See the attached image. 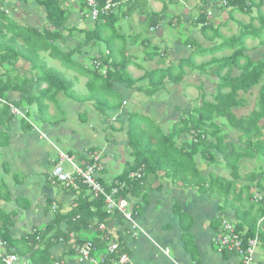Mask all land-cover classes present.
<instances>
[{
  "label": "crops",
  "instance_id": "crops-1",
  "mask_svg": "<svg viewBox=\"0 0 264 264\" xmlns=\"http://www.w3.org/2000/svg\"><path fill=\"white\" fill-rule=\"evenodd\" d=\"M57 1H61L62 8L68 10L59 44L63 52H69L82 44L85 31L94 29L96 22L87 16L88 10L82 0ZM251 3L250 10H241L223 7L221 0H123L110 15L109 21L113 26L110 25L104 32L109 42L97 43L93 40L83 44L80 52L74 56V60L83 67L88 66L92 58L104 53L111 56L110 62L127 65L128 74L137 82L117 83L110 92L103 91L102 84L99 85L100 93L105 94L115 108L98 106L95 99L90 98L88 76L65 67L58 60L73 78L75 97L59 93L54 100H47L48 110L43 120L36 105L23 100L22 92L11 91L8 99L16 102V107L25 114L5 120L0 118V209L11 214L12 238L20 239L51 222L54 211L49 209L48 201L54 200V206L61 205L64 213L71 210L78 194L51 180L53 164L59 158L58 151L73 157L79 165L87 164L92 152H100L103 170L99 179L111 185L133 160L127 134L131 116L139 118L141 128L156 130L160 127L159 131L168 135L184 120V115L195 111L194 101L200 104L201 94L206 95V100H213L216 87V78L210 73L213 67L207 65V69L201 71L199 66L229 56L232 51L222 46L233 38L245 35L244 56L239 60L240 69L232 70L234 77L241 75V68L264 63V20L261 21L259 17L263 16L264 19V0H251ZM17 5L24 8L28 4L5 0L9 14L10 8ZM26 10L31 11V15H27L30 19H20L24 22L22 24L39 30L47 25L42 7L36 4ZM18 16L22 17L20 14ZM180 28L187 35L186 39L179 33L169 37L167 32ZM191 57L195 67H187L180 82L167 80L163 89L153 94L148 92L150 84L144 79L147 73L168 65L176 66ZM17 67L18 73L25 72L27 67L30 69V65L22 62ZM32 79L35 81L34 77ZM79 83L85 90L76 86ZM262 85L264 77L259 85L243 94L246 102L244 106L234 109L237 116L248 115L257 107ZM37 94V87L33 83L30 91L23 95L27 98ZM146 119L149 122H145ZM216 121L220 126H225L228 120ZM259 125L263 128L264 120ZM223 132L227 133L225 143L229 147L238 145L241 150L245 149L244 141L240 144L241 132L227 126L223 127ZM184 139L182 135L181 142ZM214 153L216 164L213 166L208 161L197 159L200 171L204 175L216 173L230 179L232 172L226 167L225 155L217 151ZM257 154L260 155L240 163L235 193L228 203L211 196L209 192L179 186L168 178L156 179L149 185L150 192L146 199L133 195L125 197L135 222L143 232L132 235L124 218L121 222L115 217L109 220L108 225L105 224L104 230H97L101 234L106 233L110 242L120 241L126 248L124 253L129 257L127 264H228L233 257L223 251L217 242L221 220H234L239 227L236 211L243 213L251 203H255V214L259 212V205H264V166L261 163L264 148H260ZM118 160L124 162L121 169L115 163ZM250 175L258 177H253L251 181ZM248 187L250 190L245 191ZM240 191H243L242 195H239ZM244 194L249 195L245 198ZM258 196L263 200L257 201ZM93 232L98 233L96 230ZM255 236L259 240V234ZM110 242L107 241L103 249L93 250L92 256L100 261L108 255ZM0 251H3L1 246ZM261 251L264 253V250ZM261 251L257 249L256 262ZM51 253L53 257L61 259L64 255L63 245L57 244ZM63 262L78 264V258H66Z\"/></svg>",
  "mask_w": 264,
  "mask_h": 264
},
{
  "label": "trees",
  "instance_id": "trees-1",
  "mask_svg": "<svg viewBox=\"0 0 264 264\" xmlns=\"http://www.w3.org/2000/svg\"><path fill=\"white\" fill-rule=\"evenodd\" d=\"M14 2H28L29 0H12ZM37 5L42 7L46 13V24L41 30L28 27L15 18L11 17L5 8V0H0V97L9 101L8 94L11 91L22 92L23 100L35 104L41 120L45 118L48 110L46 101L54 100L59 93L69 97H75L73 90L74 83L63 73L48 67L42 60L41 54L48 55L61 62L65 67L77 70L82 75L88 76L87 89L90 98H94L98 106L105 109L115 108L106 95L100 93L99 85L102 84L103 91H112L111 87L117 83L127 82L134 84V80L127 72V65L119 66L115 62H110L109 55L101 54L92 58L88 66H81L75 60L74 56L79 53L80 47L89 44L95 40L97 43L109 42L104 32L109 28L111 21L110 15L115 8L107 14H101L96 26L92 30L85 31L82 44L69 52L61 50L59 41L63 38L61 29L68 18V10L63 9L61 1L57 0H34ZM86 7L85 0H82ZM226 8L248 9L252 7L251 0H221ZM100 7L104 0H98ZM251 5V6H250ZM263 21V16H259ZM106 22L103 23V19ZM206 17L203 18L205 21ZM207 28V27H205ZM262 31H260L261 33ZM245 35L223 44L222 48H229L232 52L229 56L214 59L210 64H201V71L207 69V65L213 67L210 73L216 78L215 91L212 94V101L206 100V95L201 94L199 107L194 112L184 115V120L176 125L168 135L159 130L143 129L138 122L137 116H131L129 127L127 128L128 143L132 150L133 160L128 163L122 173L117 176L111 185L105 184L102 179L98 182L107 192L116 186L122 190L117 197L142 196L143 200L149 195V185L156 179L168 178L185 187H192L198 192H209L224 203L230 201L235 193V183L239 177L240 163L244 159H253L256 157L260 148H264L262 140V131L264 127L259 124L264 120V85L261 86L258 94L257 107L248 115L237 116L234 109L245 105L246 99L243 94L248 93L253 87L259 85L264 77V63L249 65L241 68V75L234 77L232 70L239 68V60L243 58L245 47L243 42ZM19 62L30 65V71L27 74L18 73L17 64ZM98 64V67L96 65ZM106 67L103 74L101 71ZM187 67H195L193 58L181 61L178 65L164 69H156L147 73V79L150 84L148 92L153 94L163 89L166 81L178 83L184 77ZM33 74L35 81L27 75ZM142 79V80H144ZM35 83L37 95L27 96ZM45 85V86H43ZM98 93V94H96ZM9 107L0 104V118H12ZM228 120L226 125L231 130L241 132V141H244L245 149L241 150L238 145L228 146L225 143L227 133L223 132V127L216 120ZM222 127V128H221ZM182 135L186 139L182 142ZM177 140L180 141L178 144ZM259 147V148H258ZM238 149V150H236ZM214 151L225 155L227 169L231 170V179L221 177L216 173H210L207 177L199 169L197 159L208 161L210 166L216 164ZM231 152V153H230ZM88 163V162H87ZM140 168L142 176L140 178H131L130 174ZM202 173V174H201ZM252 177V178H251ZM258 175H250L251 181ZM56 184H62L66 189H71L77 193L76 199L70 211L64 213L61 205L54 206V200L48 201L49 209L54 211L53 218L49 224L42 228L25 234L20 239H13L10 235V227L13 224L11 214L0 209V244L3 251H0V264H5L3 257L14 254L18 257V264H55L63 262L66 258L78 256L76 248L86 242L92 243L95 247L103 249L107 244L105 233L101 234L97 229L102 224H109L112 218H119L122 221V215L118 212H108L103 196L94 197L88 192V188L81 183L79 188L74 190L72 187H66L63 183L55 181ZM117 183V184H116ZM181 184V185H182ZM250 190V187L245 191ZM78 191V192H77ZM244 191V192H245ZM242 195L243 191H240ZM243 213L236 211L239 217L240 226L238 230L244 233L243 239L246 241L253 238L256 233L259 234L260 248L264 250V229L257 228L260 218L264 217V205H259V212L253 214L255 203ZM258 205V204H257ZM264 225V224H263ZM94 230L98 236L88 239L87 234ZM122 242V239H120ZM120 242V241H119ZM118 242V243H119ZM57 244L64 247V255L61 259L52 256V248ZM246 245V242H244ZM126 248L119 243V253L122 254ZM93 252V251H92ZM228 253V252H227ZM92 254V253H91ZM118 255H114L117 257ZM65 263V262H63Z\"/></svg>",
  "mask_w": 264,
  "mask_h": 264
},
{
  "label": "built area",
  "instance_id": "built-area-1",
  "mask_svg": "<svg viewBox=\"0 0 264 264\" xmlns=\"http://www.w3.org/2000/svg\"><path fill=\"white\" fill-rule=\"evenodd\" d=\"M122 2L123 0H104L103 6L100 7L98 0H85L88 10L87 16L92 21L96 22L99 20L101 14H107L111 9L116 8ZM222 5H226V2H222ZM96 67H98V64ZM0 104L7 105L11 114L22 115L18 108L1 97ZM58 157L59 158L54 163L53 169L51 171V179L53 182H61L66 187H72L74 190H77L79 188V184L81 183L88 188V192L93 194L94 197H104L108 212H118L122 215L124 220L128 223L130 233L132 235H137L139 232H143L139 224L135 222L133 211L126 202L125 197H117L124 184H121L120 188L116 186L112 188L110 192H107L105 188L98 182L99 174L103 170L100 152H93L90 155L91 162L85 165L77 164L72 157L61 151H58ZM65 164L70 166L71 171H67L65 169ZM142 170L143 168H140L136 172L131 173L130 177L140 178L142 176ZM262 200L263 198L258 196L257 201ZM263 224L264 217L260 219L258 228H261ZM99 228L104 230L105 225L102 224ZM243 237L244 234L241 235L239 232H237L236 222L228 220L222 221V230L218 234L217 242L223 251H227L232 255L233 260H231L228 264H255L256 252L260 246L258 237L255 236L254 238H250L246 241L243 239ZM105 238L108 242H110V238L106 233ZM244 242H246V245H244ZM1 245L2 244H0V246ZM94 248L95 247L90 242H86L82 246H78L76 248L78 253V264H127L129 262V257L127 254L119 253V243L117 242L112 241L109 243L108 255L104 256L100 261L95 259L91 254ZM114 255L118 256L114 257ZM3 261L5 264L19 263L18 257L14 254L3 257ZM55 264L65 263L58 261Z\"/></svg>",
  "mask_w": 264,
  "mask_h": 264
},
{
  "label": "rangeland",
  "instance_id": "rangeland-1",
  "mask_svg": "<svg viewBox=\"0 0 264 264\" xmlns=\"http://www.w3.org/2000/svg\"><path fill=\"white\" fill-rule=\"evenodd\" d=\"M27 4L28 5H26L24 8L23 7H18V5L16 6V8H18V9H16L15 7H11L10 9H11V11H10V9H9V11H10V16L11 17H13V18H15L17 21H19V22H21V23H24L22 20H24V17H26L27 19H30L29 18V16H27L28 14L29 15H31L30 14V12L31 11H29V10H26V9H28V8H30L31 6H34V5H36V3L34 2V1H28L27 2ZM23 6V5H22ZM38 7V6H37ZM18 14H20V16H22L21 18L18 16L17 17V15ZM20 19H22V20H20ZM126 27V26H125ZM168 34H169V37H171V35H176V34H180L184 39H186V34H184V31H183V29H179L178 31L175 29V30H172V32L171 31H169V32H167ZM43 57V58H42ZM42 60L46 63V65L48 66V67H51V68H53L54 70H57V71H59V72H61V73H63L67 78H69V79H71V80H73V78L68 74V72H66V70L62 67V65L57 61V60H55V59H53V58H51V57H49V55H48V53H42ZM26 67V66H25ZM20 68H23V67H20ZM29 67H27L26 69H24V71L25 72H20L21 74H27V73H29V71H30V69H28ZM206 76V75H205ZM27 77H29V78H31L32 76L29 74V75H27ZM33 78V77H32ZM31 78V79H32ZM80 81V80H79ZM76 86L78 87H81V89L82 90H85V87L83 86V85H80V83L79 84H76ZM193 103V102H192ZM194 104H195V107H199V102H196V101H194ZM243 111V110H242ZM241 111V112H242ZM187 112V111H186ZM240 112V113H241ZM151 121H154V120H151ZM76 122H77V119H76ZM145 122H149L148 121V119H146L145 120ZM155 122V121H154ZM147 125H149L148 123H146ZM147 129L150 131L151 130V127H147ZM157 130H159V129H161L160 127H157L156 128ZM177 142H178V144H180V141L179 140H177ZM236 150H238V149H236ZM231 153V152H230ZM129 160L131 161L132 159H131V157L129 158ZM261 162V161H260ZM115 163H117V165H118V168H123L124 167V162L123 161H121V160H118L117 162H115ZM262 164H263V166H264V160H262V162H261ZM65 168L67 169V171H71V168L66 164L65 165ZM116 172L119 174V172H118V170H116ZM202 174V173H201ZM202 176L203 177H207V175H204V174H202ZM221 177H223V176H221ZM231 180H232V177L230 176L229 177ZM170 181H171V179H170ZM169 181V182H170ZM167 184H168V182H167ZM171 183H169V185H170ZM179 186H181V184L182 183H180L179 182ZM183 185V184H182ZM250 194V193H249ZM249 194H244V196H245V198L249 195ZM211 196H213V195H211ZM224 219V218H223ZM222 219V220H223ZM221 220V221H222ZM98 236V233H96V232H92V233H89V234H87L86 235V237H88V239H93V238H96ZM258 250H262L260 247L258 248ZM259 256H258V260H257V262H255V264H258V261L259 262H261L260 264H264V253L261 251L259 254H258Z\"/></svg>",
  "mask_w": 264,
  "mask_h": 264
},
{
  "label": "clouds",
  "instance_id": "clouds-1",
  "mask_svg": "<svg viewBox=\"0 0 264 264\" xmlns=\"http://www.w3.org/2000/svg\"><path fill=\"white\" fill-rule=\"evenodd\" d=\"M6 12H8V11H6ZM103 70H105V72H106V67H104L103 68ZM105 72H103V73H105ZM13 105V104H12ZM16 107V106H15ZM16 108H18V107H16ZM19 109V108H18ZM20 110V109H19ZM9 112H10V110H9ZM20 112L22 113V115H21V117H23V116H25V114H23V112L20 110ZM12 115H14V114H12ZM94 152H98V151H94ZM93 153V152H92ZM91 153V154H92ZM102 156V155H101ZM71 157V156H70ZM73 158V157H72ZM91 159V158H90ZM102 159V158H101ZM75 161V160H74ZM76 162V161H75ZM91 162V160H89V162L88 163H90ZM77 163V162H76ZM87 163V164H88ZM53 166H54V164H53ZM52 169H53V167H52ZM52 171V170H51ZM52 180V179H51ZM261 219V218H260ZM223 220H228V221H232V222H235L234 220H229V219H223ZM222 220V221H223ZM222 221H221V229H220V231L222 230ZM260 221V220H259ZM259 221H258V223H259ZM239 223H240V220H239ZM262 226H264V225H262ZM238 223L236 222V229H237V232H239V234H244V232H240L239 230H238ZM257 228H258V224H257ZM259 229V228H258ZM139 233H141V232H139ZM220 233V232H219Z\"/></svg>",
  "mask_w": 264,
  "mask_h": 264
}]
</instances>
